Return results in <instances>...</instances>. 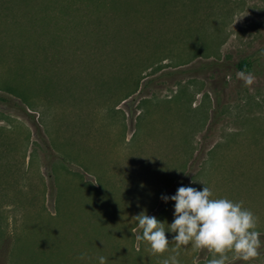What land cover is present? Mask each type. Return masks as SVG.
<instances>
[{
    "label": "rangeland",
    "instance_id": "1",
    "mask_svg": "<svg viewBox=\"0 0 264 264\" xmlns=\"http://www.w3.org/2000/svg\"><path fill=\"white\" fill-rule=\"evenodd\" d=\"M263 48L264 0H0V264H161L181 186L242 201L260 255L228 264H264V57L235 66ZM162 63L192 69L141 77ZM142 211L168 251L137 241Z\"/></svg>",
    "mask_w": 264,
    "mask_h": 264
},
{
    "label": "clouds",
    "instance_id": "2",
    "mask_svg": "<svg viewBox=\"0 0 264 264\" xmlns=\"http://www.w3.org/2000/svg\"><path fill=\"white\" fill-rule=\"evenodd\" d=\"M212 197L213 193L207 186L202 190L181 186L175 195L161 197L165 202H175L174 219L167 229L175 233L173 241L177 249L174 255L162 260L161 264H179L178 249L190 243L196 249L213 253V258L207 264H228L229 253L244 261L260 255L261 233L256 230L257 217L253 212L244 208L242 201ZM133 218L138 222L137 241L147 242L154 254L168 251L169 240L165 235L164 222L143 211ZM98 260L99 264H107V258L103 256L98 257Z\"/></svg>",
    "mask_w": 264,
    "mask_h": 264
},
{
    "label": "trees",
    "instance_id": "3",
    "mask_svg": "<svg viewBox=\"0 0 264 264\" xmlns=\"http://www.w3.org/2000/svg\"><path fill=\"white\" fill-rule=\"evenodd\" d=\"M207 34H209V38L208 40H210V42L207 41V39H203L201 42H200V45L202 47V53H204L202 55V58H211L212 57V54L214 55V59L212 60H209L206 61V62H203L201 63L200 65V69H206V68H215L219 65H221V63L219 62V54H220V49H219V42L215 43L218 39L219 41V33L218 31L217 32H211L210 31H206ZM212 37V38H211ZM186 44H189V40L186 41ZM180 45H176V47H179ZM186 48V47H184ZM263 52L261 55H259L258 57H251V56H247V57H243L241 59H239L236 63H235V66L237 69L241 70V71H244V72H251V71H260V67H258V62H259V57H264V48L262 49ZM199 56V55H198ZM199 58H201L199 56ZM167 66H170L169 63H162L161 65L159 66H153L151 71L148 72L147 74L145 75H142L141 77H146L148 76L149 74H152L154 72H157V71H161L162 74H178V73H181V71H184L185 70H191L192 67H184V68H179V69H173V68H166ZM178 66V65H177ZM150 67V66H149ZM155 67V68H154ZM170 69V70H169ZM164 70V71H163ZM144 71V70H143ZM142 71V73H143ZM151 79V78H150ZM149 79V77L147 79H145V88L148 87L149 83L151 82ZM36 131L39 133L41 132L40 130V127H37L36 128Z\"/></svg>",
    "mask_w": 264,
    "mask_h": 264
}]
</instances>
